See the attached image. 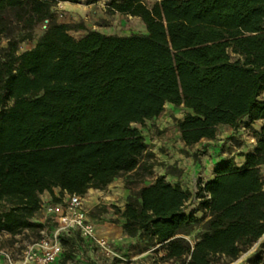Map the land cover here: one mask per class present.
Returning <instances> with one entry per match:
<instances>
[{
	"label": "trees",
	"instance_id": "16d2710c",
	"mask_svg": "<svg viewBox=\"0 0 264 264\" xmlns=\"http://www.w3.org/2000/svg\"><path fill=\"white\" fill-rule=\"evenodd\" d=\"M55 5L0 0V233L41 237L44 193L84 196L139 170L149 149L136 125L171 103L189 110L179 122L186 146L246 117L263 121L257 144L243 167L220 164L199 187L210 219L193 246L183 237L196 221L185 212L192 194L165 176L129 196L123 228L182 264L237 259L264 235V0H112V14L145 24L130 36L58 23Z\"/></svg>",
	"mask_w": 264,
	"mask_h": 264
},
{
	"label": "crops",
	"instance_id": "0c3cea01",
	"mask_svg": "<svg viewBox=\"0 0 264 264\" xmlns=\"http://www.w3.org/2000/svg\"><path fill=\"white\" fill-rule=\"evenodd\" d=\"M54 1L56 2L54 9L59 10V12H62L60 9L65 10V14L72 17L74 21L82 20L86 29H90L88 16L93 11L95 4L88 3L86 0ZM74 21L71 20V22ZM62 23L69 24V22ZM144 27L146 29V26ZM188 112L189 110L183 106L177 107L167 103L163 114L157 119L147 121L142 126V132L149 151L153 153L152 156L157 161L153 166L154 171L159 176H165L171 184H179L183 190L192 193L196 191L197 186L204 187L215 178V172L220 164L233 160L238 167L245 165V154L254 150L256 143L252 140L257 142L263 121L252 122L246 117L237 127L220 126L216 137L212 140L204 139L193 146H186L179 130V122L184 119ZM108 188V192L97 189L88 190L82 196L84 208L88 213L89 220L96 228L97 235L115 245L118 244L119 248L122 249L121 245L128 238L123 228L125 220L122 216L119 218V222L110 223L107 221L99 222L97 218L89 215L98 207L122 204L123 200L127 204L129 190L124 187L123 182L115 180ZM66 196L67 194L61 196L60 189H55L54 194L46 192L41 198L43 206L47 207L61 203ZM35 221L43 224L44 230L48 232L56 226L55 216L43 209ZM66 240L67 243H63V254L55 264H103L99 261V256H95L89 251L90 241L78 233L71 234ZM119 253L122 252L119 251ZM129 253L131 260L137 261L140 257L133 251L127 254Z\"/></svg>",
	"mask_w": 264,
	"mask_h": 264
},
{
	"label": "rangeland",
	"instance_id": "374dc122",
	"mask_svg": "<svg viewBox=\"0 0 264 264\" xmlns=\"http://www.w3.org/2000/svg\"><path fill=\"white\" fill-rule=\"evenodd\" d=\"M88 3L95 4L93 11L89 14L90 29L97 30L106 35H118V36H130L132 34L146 33L145 24L140 18H135L129 15H117L112 14L109 9V4L112 0H86ZM159 0H145L148 6H153ZM55 8V7H54ZM54 10L55 19L58 23L69 22L71 25L84 24L82 20H75L69 15L65 14V10ZM61 13V14H60ZM73 20L74 22H71ZM65 24V23H62ZM47 29V24L39 25L35 29V35L33 41H25L20 45V52H25L32 49L39 38L43 35ZM86 31H71V35L80 39L86 35ZM8 41L5 35L0 36V47H7ZM174 117V115H173ZM142 130L141 125H136ZM149 127V126H147ZM147 132V130H146ZM149 132V130H148ZM241 142V141H240ZM152 152L148 150V155L144 158L142 166L139 170L129 175L116 179L124 183V187L129 190L128 196L138 192L141 188L148 186L155 182L156 177H160L157 172L154 171L153 166L156 164V160L152 156ZM261 175L264 183V166L261 168ZM105 192L109 191L107 187ZM192 197L186 203L185 212L192 214L195 218L190 233L183 236L192 246L198 241L201 234L204 232L205 224L210 219L206 209L203 208L204 198H199V186L196 191L192 192ZM129 198V197H128ZM127 201V200H126ZM125 202L122 204H115L105 207L95 208L90 212V217L97 218L99 222L107 221L110 223L119 222L121 218L122 208H125ZM40 236L32 231H25L17 236H11L6 233H0V251H8L15 255H19L26 244L39 239ZM114 251L119 255V258H109L101 251V249L93 242H90V252L99 256V261L103 264H182V262L175 260H168L166 258V245L164 243H158L155 239L147 238L146 236H137L135 238L129 237L123 242L121 248L119 245L111 243ZM121 251L122 253H119ZM133 251L135 254H139L137 261L130 259V253ZM126 253V254H125ZM132 254V253H131ZM77 256L75 257V259ZM94 262V261H93ZM0 264H5V261L0 256ZM213 264H264V235L262 238L254 243L250 248L240 254V256L233 260L226 256H216L213 258Z\"/></svg>",
	"mask_w": 264,
	"mask_h": 264
},
{
	"label": "built area",
	"instance_id": "2783aa9c",
	"mask_svg": "<svg viewBox=\"0 0 264 264\" xmlns=\"http://www.w3.org/2000/svg\"><path fill=\"white\" fill-rule=\"evenodd\" d=\"M252 142L257 144L256 140ZM42 209L55 216V228L49 232L43 229L41 237L26 244L17 257L8 251H0L5 264H55L64 251L63 239L73 233L95 243L106 257L119 258L110 242L97 235L84 208L82 196L67 194L61 203L47 207L42 202Z\"/></svg>",
	"mask_w": 264,
	"mask_h": 264
}]
</instances>
